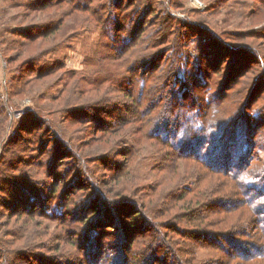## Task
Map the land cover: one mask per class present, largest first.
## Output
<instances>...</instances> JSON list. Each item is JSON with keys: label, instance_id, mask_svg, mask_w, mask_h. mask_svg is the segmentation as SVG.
Listing matches in <instances>:
<instances>
[{"label": "trees", "instance_id": "1", "mask_svg": "<svg viewBox=\"0 0 264 264\" xmlns=\"http://www.w3.org/2000/svg\"><path fill=\"white\" fill-rule=\"evenodd\" d=\"M207 1L212 12L226 0ZM28 2L33 13L44 20L30 31L22 30L10 43L18 45L17 59L26 60L23 66L29 64L24 80L29 75L34 80L49 79L62 66L52 61L51 65L47 56L86 28L98 29L105 45L96 58H87L88 63L98 65V72L82 75L64 67L67 86L61 98L72 91L68 84L76 74L88 84L82 88V105L62 101L60 106L78 107L65 115L67 122L75 124L80 111L90 109L95 114L102 102L111 101L110 110L117 108L109 113L113 124L92 116L103 137L109 138L108 146L97 150L108 152L118 144L113 141L120 142L121 161L113 162L107 181L101 180L89 166L95 160L90 162L80 143L59 130L61 149L75 153L70 154L75 160L70 173L81 177L73 182L74 177L67 179L69 173L58 170L60 165L48 164L53 167L54 181L43 189L51 195L47 198L51 203L41 202L44 210H25L46 198L36 196L33 183L19 188L28 206L6 214L21 221L15 230H8L9 235L0 222V264H264V145L257 142L264 124L259 126L258 114L251 117L245 108L252 99L251 110L264 102V91L254 95L245 87L264 75V29L252 32L251 41L244 45L253 53L248 63L237 56L238 69L234 65L233 70L217 71L230 62L233 49L240 47L221 39L215 43L216 35L202 25L201 32L207 35L198 71L202 65L207 67L192 79L184 42L198 32L190 28L183 32L187 26L170 13L178 5L175 0ZM22 93L31 96L32 90ZM35 109L29 114L39 119L36 123L55 122L54 108ZM44 111L51 117H43ZM5 120L8 123L3 116L0 124ZM129 124L136 126L128 129ZM93 130L86 131L88 136ZM148 141L154 142L157 153L165 150L159 168L172 172L167 173L166 183L141 186L131 174ZM4 158L0 156V165ZM23 168L21 165L19 173ZM13 169L9 163L0 168V183L15 177ZM210 176L216 183L205 186ZM215 191L224 199L211 204L210 197L220 194L213 195ZM224 202L229 205L223 206ZM133 214L143 221L132 218ZM40 216L48 221L37 219ZM49 222L56 224L52 233ZM47 235L54 236L52 250L56 252H30L32 241L41 238L44 242ZM244 237L253 240L249 247ZM70 251L74 252L68 255Z\"/></svg>", "mask_w": 264, "mask_h": 264}, {"label": "rangeland", "instance_id": "2", "mask_svg": "<svg viewBox=\"0 0 264 264\" xmlns=\"http://www.w3.org/2000/svg\"><path fill=\"white\" fill-rule=\"evenodd\" d=\"M175 2H178V5L175 4V9L170 8V13L180 18L182 24L187 26L183 28V32H187V28H190L191 32H198L197 35L191 36L184 42V46L189 53V57L187 58L189 62L187 64L190 65L188 69L189 78L196 79L205 71L203 67H207L206 65H202L201 69L198 71L202 57L201 48L202 44L205 42V35H207L201 32L204 30L200 28L202 25L205 26V29L210 28L216 35L214 36L215 39H213L215 43H218V40L220 41L221 39L224 42L237 43L240 47L237 50L233 49L231 52L232 57H229L230 62L222 64L217 71L233 70L234 65H236L234 69H238L240 66L236 64L237 56L244 57V61L240 59L242 60L240 62H245V64L251 60L253 53L247 51L249 48H244V45L251 41L249 40V36H252V32H261L262 29H264V0H226L224 5H222L223 3L220 4V8H215L212 12L208 10V2L210 1L207 0H175ZM29 5L30 3L28 0H0V122L2 123L1 119L3 116L8 117V123L7 120H5L4 124H0V136H3L0 139V156H5L2 161L4 165H0V168H5L8 163L9 165L12 164L14 166L12 176L16 177L12 179L11 176H9V181L0 183V211H2L0 213V222L1 225L4 226L3 229L6 235H9L7 233L9 229L15 230L21 223L17 216L14 215L11 218L6 216V214L8 212L20 211L28 206V203H24L21 197L22 192L19 190L24 183H33L35 190L33 192L36 196H38V194H40L41 197L46 195L44 200L36 203L37 206L33 203L29 209L25 210H44L41 202L45 201L47 204L51 203V201H47V198L51 195L49 196L47 195L48 193L43 192V189L48 187L50 182L54 181V176L51 175L53 167H49L48 164H58V168L60 165L58 170L69 173L67 179L74 177L73 182L80 179L81 175L76 172L70 173L75 161L70 154L73 153L75 155V153H69L61 149L60 142L63 141L59 138L62 135L59 130L70 136L72 142L74 140L80 143L78 146L85 151L84 153L89 157L88 160L90 162L95 160L92 165H89L87 161L86 164L93 169L97 177H101V180L107 181V177L105 176L113 169V162L121 161L120 142L113 141L118 144L108 152L98 153L97 150L98 148L107 147L109 138L107 136L105 138L103 137V134L100 133V127L96 124L97 120H94L93 117H99L101 122L113 124L115 120L109 117V113L111 110L112 112H116L117 108H112L110 110L112 102H102L95 114H93V111H90V109L84 110L85 113L80 111L78 114V116H80L79 120L75 124H70L67 122L68 118H66L65 115L71 108H80L82 105V102H80V100L83 99L81 98L84 91L82 88L83 86H88L86 79L75 74V77L71 79L68 84L69 89L72 88V91L68 92L64 100L61 98L67 86L65 85L67 76L64 67L82 75H86L85 73L90 74L91 72L96 74L98 72L97 64L87 62V58L90 56L96 58L105 45L100 40L98 29H94L90 26L79 34H72L73 37H70L68 41L63 43L55 54H49L47 56L46 61L48 63L51 64V61L58 62L61 63L63 67L56 69L49 79L34 80V78L29 75L27 79L24 80V76L27 74L26 69L29 64L23 66V62L26 60L17 59L18 45L15 42L11 45L10 43L13 39H18L19 33L22 30L30 31L32 27L35 28L40 25V20H44V18L39 17V13H33L32 9L28 7ZM199 28L201 30H199ZM233 57L234 60L231 61ZM12 59L15 61H12ZM218 65L219 63H215V66ZM36 70L37 73L35 74H40V72L38 73L39 69L34 68L33 71ZM30 73L31 71H28V74ZM216 76L217 75L214 74V77ZM256 79L250 85L245 86L248 88V91H253L254 95L260 91H264V75L261 79H257V81ZM25 89H31L32 95L28 96L23 94L22 92ZM62 101H68L78 107H61ZM251 101H253V99L248 101V106L245 108L251 117H253L252 114H258L259 126H261L264 124V102L259 103L258 106L251 110L249 105ZM241 102L244 103L246 101H242L241 98ZM93 104L98 106L96 103ZM35 107H41L45 110L54 108V111H49L55 118L54 124H50L47 120H42V124L36 123L39 119L35 115L29 114L30 109L36 110ZM175 113L180 115L181 112L176 110ZM41 115L45 118L51 117V115H48L47 111L42 112ZM34 119L36 120L35 122H33ZM135 126L136 124H129L128 129L134 128ZM88 129H94L91 136H88L86 132ZM261 132L262 133L257 137V142L259 145H264V131L261 130ZM73 133H75V137L72 136ZM235 140L238 141L239 138ZM151 142H147L142 154L138 158V163L135 164L134 168H130L132 176L139 179L141 186H149L151 183L156 184L158 181L166 183V179L170 177L167 173L171 170L165 171V168L162 170L159 168L161 164L160 154H163L165 150H163L162 153H157L156 147ZM59 149L61 151L60 154L57 155L56 153ZM93 150H95V152H93ZM20 164L24 166L21 173H19ZM167 165H170L169 161ZM190 171L194 173L192 169ZM170 174H172V172H170ZM22 175L25 176V179L18 180L17 178ZM209 178L213 180L206 177L207 182L205 184L203 183L205 186H207L208 183H216L214 177L210 176ZM20 183L21 186L14 185ZM67 186L68 184L64 185L63 188ZM221 194L220 191H215L213 194L215 196L210 197V200H212L210 203L213 204L217 202V200L224 199ZM244 197L246 200H249L246 195H244ZM243 201H241V203H243ZM16 203L17 205L15 206ZM228 205L229 204L225 202L223 204V206ZM263 212L264 210L262 213ZM134 216L133 214L132 218H139L141 222L143 221L141 216ZM37 219H41L43 222L48 221V219H43L42 216ZM231 220H233V218L229 219V221ZM48 225L52 233L56 224L49 222ZM188 238H190L189 235ZM244 238H246L245 240L248 242H245L246 247H249L253 240L248 237ZM45 240L46 241L41 242V238H39L32 241L33 250L30 252H41V254L45 255L54 254L56 252L52 250V247L55 245L54 236L50 238V236L47 235ZM32 246L30 247L31 249ZM225 247L229 249V245L225 244ZM155 249L156 246L151 248V250ZM235 250L234 248L232 251ZM73 252L74 251H70L68 255L73 254ZM74 258L75 257H72L71 260H74ZM14 263L22 264L23 262L15 261Z\"/></svg>", "mask_w": 264, "mask_h": 264}]
</instances>
